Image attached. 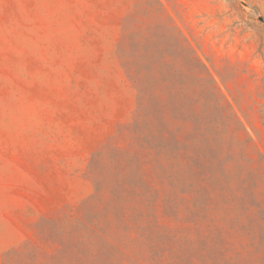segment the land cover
<instances>
[{
  "label": "rangeland",
  "instance_id": "rangeland-1",
  "mask_svg": "<svg viewBox=\"0 0 264 264\" xmlns=\"http://www.w3.org/2000/svg\"><path fill=\"white\" fill-rule=\"evenodd\" d=\"M201 77L245 126V182L188 215L134 81L148 127L169 91L217 113ZM0 264H264V0H0Z\"/></svg>",
  "mask_w": 264,
  "mask_h": 264
},
{
  "label": "trees",
  "instance_id": "trees-1",
  "mask_svg": "<svg viewBox=\"0 0 264 264\" xmlns=\"http://www.w3.org/2000/svg\"><path fill=\"white\" fill-rule=\"evenodd\" d=\"M125 25L127 26L126 22L124 27ZM195 61L200 68H205L199 59ZM199 80L204 82L207 80L210 83L208 93L216 98L217 113L194 110L189 115L185 112L186 105L183 102L189 94L182 93L180 102H176L173 93L169 91L166 97H155V106L160 105L167 110L165 114L168 121L165 122L163 117L158 119L157 115H154L148 127L142 117L153 99L142 90L139 81H134L139 93L134 128L139 131L146 126L143 138L150 152L152 172L179 200L177 205L170 209L174 212L178 206L181 212L185 211L188 215L196 213L198 206H205L212 198L233 199L227 194L228 187L232 183L242 186L245 182L240 176L244 167L238 160L245 154L243 142L240 140V133L245 131V126L228 107L227 113L220 115L224 105L219 100V93L212 78L201 77ZM157 114L161 113L158 111ZM186 121L188 124H185ZM162 125L165 128L159 138L157 133L160 132ZM233 135L236 143L231 141ZM133 179L139 180L136 175ZM117 184L121 182L115 181L110 188L115 201L121 198ZM134 191L135 189L130 187L126 190L127 193ZM211 191H215L213 195ZM139 192L146 200L150 198L142 187L139 188ZM186 194L189 195L187 201L184 199ZM173 196L169 195L170 198ZM138 225H136L138 229H141L142 226Z\"/></svg>",
  "mask_w": 264,
  "mask_h": 264
}]
</instances>
